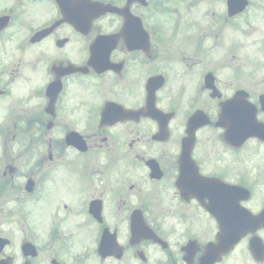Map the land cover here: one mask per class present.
<instances>
[{
  "label": "flooded vegetation",
  "instance_id": "1",
  "mask_svg": "<svg viewBox=\"0 0 264 264\" xmlns=\"http://www.w3.org/2000/svg\"><path fill=\"white\" fill-rule=\"evenodd\" d=\"M262 169L264 0H0V264H264Z\"/></svg>",
  "mask_w": 264,
  "mask_h": 264
},
{
  "label": "rangeland",
  "instance_id": "2",
  "mask_svg": "<svg viewBox=\"0 0 264 264\" xmlns=\"http://www.w3.org/2000/svg\"><path fill=\"white\" fill-rule=\"evenodd\" d=\"M242 168H243L244 172L247 175H249V176H254L255 175V172L254 171H253L254 172L253 174L252 173H249L248 168H246L245 165H243ZM262 175H264V169H262Z\"/></svg>",
  "mask_w": 264,
  "mask_h": 264
}]
</instances>
